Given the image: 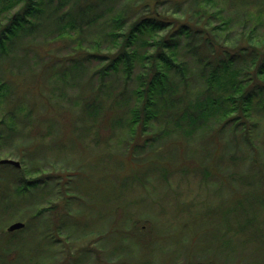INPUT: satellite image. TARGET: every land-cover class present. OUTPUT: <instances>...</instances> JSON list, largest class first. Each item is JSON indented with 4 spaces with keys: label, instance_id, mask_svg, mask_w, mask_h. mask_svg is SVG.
<instances>
[{
    "label": "trees",
    "instance_id": "16d2710c",
    "mask_svg": "<svg viewBox=\"0 0 264 264\" xmlns=\"http://www.w3.org/2000/svg\"><path fill=\"white\" fill-rule=\"evenodd\" d=\"M19 126L22 166L0 165V264H54L66 259L64 241L72 254L94 233L104 264L141 263L114 240L137 242L126 232L135 221L110 229L108 243L88 225L95 194L82 187L85 156L122 172L126 159L166 184L176 172L220 185L219 200L190 202L196 218L223 221L216 256L238 257L224 254L231 233L244 236L243 255L251 243L264 247V0H0V141ZM69 148L79 172L51 162ZM63 198L61 209L50 202ZM12 221L26 226L9 233ZM27 233L49 256L37 246L26 259ZM82 250L61 262L91 264Z\"/></svg>",
    "mask_w": 264,
    "mask_h": 264
},
{
    "label": "rangeland",
    "instance_id": "374dc122",
    "mask_svg": "<svg viewBox=\"0 0 264 264\" xmlns=\"http://www.w3.org/2000/svg\"><path fill=\"white\" fill-rule=\"evenodd\" d=\"M55 89L58 94L61 92L62 86H55ZM68 95L73 96L74 92L69 90ZM63 99L65 105L70 103V100H66V97ZM52 101L57 102L56 98H53ZM21 130L22 126H19V130L14 134V139H6L5 137L0 141V160L10 158L21 162L19 156L21 157L22 153H19L16 149V146L22 141L20 132L23 130ZM150 149L151 148H146L145 152L149 153ZM8 154L13 156H8ZM76 154L79 153L76 152ZM152 156L153 155L149 158ZM61 160L62 161H59V163H56L52 159L51 162H54L56 165L62 164V167L68 170L79 172L75 165V163H78V160L70 148L67 150V153L61 154ZM80 161V176L83 181L82 187L86 193L92 192L95 194L94 200L86 204L91 211L90 215L87 217V219H89L87 221L88 225L100 234L107 229L116 228L118 225L120 227L123 225L126 226L130 221H135L133 230L131 232L126 230V232L130 234V239L134 238L137 242L133 241L128 243L127 240L114 239L118 240L120 244L124 243L125 246L129 245L128 248L130 249V253L132 251V254L129 253V257L135 262L139 261L141 262L139 264H150L148 261L151 260V264H203L199 263L201 259V257L197 256L199 255L197 252H199L201 255H204L202 257L207 260L209 259L214 262V264H238L237 261L239 258L246 264H264V247L259 249L255 243H251L244 249H241V252H244L243 255L239 253L238 248L244 236L240 237L236 233L230 234L234 244L224 245L223 250L224 254L231 251L232 253L229 252L231 257H236V254L238 257L233 259L216 256L219 252L216 251L217 254H215L216 252L214 251L222 247L220 235L222 234L221 230L223 226L219 225V223H223V221L217 218V215L205 217L197 215V217L200 218H196L194 212H199L200 208L194 211L190 202L195 201L197 199L196 196L199 194L204 196V199L208 202L219 200L222 197L220 191L224 190L220 185H205L202 183L200 186L196 183V178L193 177V174L189 173L190 176L184 175L185 177H176V172L171 178V182L166 184L157 174L154 173L150 177L147 175L148 172L145 173V168L139 169L138 166L130 165L126 159H124L123 172L122 170L112 168L113 166L110 164L107 165L103 163L100 159H94L92 156H85ZM57 167H59V165ZM60 170L61 168L57 171ZM0 171L2 172V169H0ZM67 184H70V177L63 178L61 181L60 188L63 192L66 191V187L69 186ZM241 189L246 191L247 188L242 187ZM224 197V200L228 199V193H226ZM63 199L64 200L57 202L51 200L50 202L59 204L61 209L65 205V198ZM45 204L51 206L48 201H46ZM227 204L231 206L232 201H228ZM86 205L82 207L83 214H88L85 208ZM60 209L58 210L61 211ZM110 210L112 215H109ZM236 214L240 213L236 212ZM228 217H230L229 220L235 222L231 224L235 225L237 222L236 216L231 215ZM237 218H240V216L238 215ZM56 219L57 223L55 230H57V224L59 225L57 217L53 219V223H55ZM152 222L156 227L155 229H153L154 225ZM11 223H13V221L5 226L6 231ZM43 224L44 222L40 223V226ZM158 229L161 231L155 233ZM158 233L162 235V239L161 237L160 239L157 237ZM57 234L58 233H55L56 239L58 238L63 241L65 236L63 235L60 237V235ZM26 235L28 238V240H26V259L28 255L31 254V251L40 252L41 249L44 250V254L46 253V257L49 256L50 252L47 251L49 249L45 241L41 242L40 237L36 235H29L28 233ZM97 236L98 234L94 233V237H92L87 244L79 248V250H75L72 254H70V248H67L69 242L65 243L64 241L63 247L66 248V259L63 255L57 256L56 264L59 260L63 261L64 259L66 261L76 260V258L80 256L81 251H83L82 248L91 256L88 260L89 263L104 264L103 254L101 253V256L95 254L97 251V243H99V238ZM100 238H103V236H100ZM90 243H92V245H89ZM37 246H40L41 249H38ZM101 250L107 251L108 247L102 248ZM35 255L37 261H45L44 256L40 257L42 254L36 252ZM51 259H46V261L49 262Z\"/></svg>",
    "mask_w": 264,
    "mask_h": 264
},
{
    "label": "water",
    "instance_id": "95a60500",
    "mask_svg": "<svg viewBox=\"0 0 264 264\" xmlns=\"http://www.w3.org/2000/svg\"><path fill=\"white\" fill-rule=\"evenodd\" d=\"M0 164L11 165V166H14L16 168H21V163L19 161L14 160V159H10V158L0 160ZM25 226H26L25 222L15 221L7 227V232H9V233L16 232V231L24 229Z\"/></svg>",
    "mask_w": 264,
    "mask_h": 264
},
{
    "label": "flooded vegetation",
    "instance_id": "af4514ba",
    "mask_svg": "<svg viewBox=\"0 0 264 264\" xmlns=\"http://www.w3.org/2000/svg\"><path fill=\"white\" fill-rule=\"evenodd\" d=\"M103 235V238L105 239V242H109V235H110V231L107 229L106 231H104L103 233H102ZM93 253H94V249H93ZM92 254V253H91ZM97 256H100V255H97ZM89 257H91L90 256V254H89ZM89 257H87V258H89ZM86 258V259H87ZM103 259H105V256H104V258ZM56 264V263H55ZM57 264H63L61 261L60 262H58ZM82 264H85V263H82ZM107 264V263H106Z\"/></svg>",
    "mask_w": 264,
    "mask_h": 264
}]
</instances>
